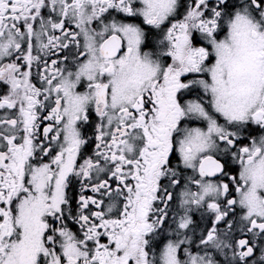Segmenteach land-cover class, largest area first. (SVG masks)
Wrapping results in <instances>:
<instances>
[{"label": "snow or ice", "instance_id": "obj_1", "mask_svg": "<svg viewBox=\"0 0 264 264\" xmlns=\"http://www.w3.org/2000/svg\"><path fill=\"white\" fill-rule=\"evenodd\" d=\"M0 264H264V0H0Z\"/></svg>", "mask_w": 264, "mask_h": 264}]
</instances>
